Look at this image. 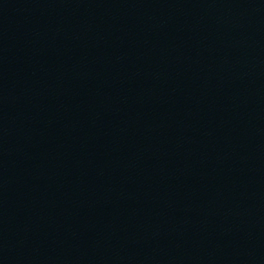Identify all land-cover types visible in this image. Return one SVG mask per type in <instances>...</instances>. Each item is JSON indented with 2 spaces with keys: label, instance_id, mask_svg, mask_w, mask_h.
<instances>
[{
  "label": "water",
  "instance_id": "obj_1",
  "mask_svg": "<svg viewBox=\"0 0 264 264\" xmlns=\"http://www.w3.org/2000/svg\"><path fill=\"white\" fill-rule=\"evenodd\" d=\"M0 264H264V0H0Z\"/></svg>",
  "mask_w": 264,
  "mask_h": 264
}]
</instances>
